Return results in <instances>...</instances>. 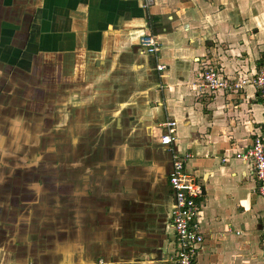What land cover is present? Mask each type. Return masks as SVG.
<instances>
[{"label": "crops", "instance_id": "1", "mask_svg": "<svg viewBox=\"0 0 264 264\" xmlns=\"http://www.w3.org/2000/svg\"><path fill=\"white\" fill-rule=\"evenodd\" d=\"M21 1L57 50L58 104L74 152L58 179L77 181L67 244L59 236L69 221L50 222L48 207L29 232L51 234L59 250L48 252L60 262L176 264L168 176L172 156L189 155L184 170L202 190L195 264H264V198L251 163L235 158L264 135L263 99L252 84L193 86L207 69L231 81L264 69V0H153L147 9L140 0ZM149 35L155 54L139 46ZM171 120L170 150L160 138ZM36 212L31 203L24 221ZM9 233L0 236V264H48L12 256L18 240Z\"/></svg>", "mask_w": 264, "mask_h": 264}, {"label": "rangeland", "instance_id": "2", "mask_svg": "<svg viewBox=\"0 0 264 264\" xmlns=\"http://www.w3.org/2000/svg\"><path fill=\"white\" fill-rule=\"evenodd\" d=\"M34 14L24 1L0 0V236L8 238L11 232L16 237L14 257L34 254L48 264H73L72 259L60 262L55 252H48L59 250L51 234L42 235L41 227L29 232L33 228L28 226L39 224L45 207L51 209L50 222L72 220L77 183L70 174L58 179L64 175L63 165L73 159L72 133L58 104L62 89L57 82V50L46 48L52 40L48 42L46 26L41 27ZM31 203L37 209L35 222L24 221ZM69 224L63 226L65 237L59 236L63 245L66 236L72 237ZM16 261L12 258V264Z\"/></svg>", "mask_w": 264, "mask_h": 264}, {"label": "built area", "instance_id": "3", "mask_svg": "<svg viewBox=\"0 0 264 264\" xmlns=\"http://www.w3.org/2000/svg\"><path fill=\"white\" fill-rule=\"evenodd\" d=\"M142 7L147 9L153 0H140ZM139 46L149 54L158 51V43L153 36H143L139 39ZM163 66H157L162 69ZM246 84H252L264 104V69L259 70L249 79L237 81L221 78L215 71L207 69L200 76L196 89H207L210 92L217 90H232L236 92ZM166 130L161 136L160 142L171 150L175 140V121H167L164 124ZM189 155L172 156V169L168 176V182L173 192V208L171 213V228L175 234L177 250L175 253L176 264H195V256L199 244L202 242V234L198 227V215L201 205L198 198L202 194L201 186L196 178L184 170ZM240 161H249L256 180L258 195L264 198V135H256L244 151L235 154ZM264 224V222H263Z\"/></svg>", "mask_w": 264, "mask_h": 264}]
</instances>
